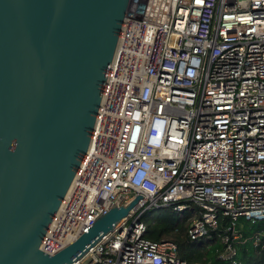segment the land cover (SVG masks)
<instances>
[{"label":"built area","instance_id":"built-area-1","mask_svg":"<svg viewBox=\"0 0 264 264\" xmlns=\"http://www.w3.org/2000/svg\"><path fill=\"white\" fill-rule=\"evenodd\" d=\"M138 195L71 264H190L174 241L146 238L149 214L164 209L186 217L198 247L223 218L264 220V0H130L87 150L41 250ZM220 242L234 264L229 237Z\"/></svg>","mask_w":264,"mask_h":264},{"label":"water","instance_id":"water-1","mask_svg":"<svg viewBox=\"0 0 264 264\" xmlns=\"http://www.w3.org/2000/svg\"><path fill=\"white\" fill-rule=\"evenodd\" d=\"M130 0H0V264H71L142 198L41 250L84 156Z\"/></svg>","mask_w":264,"mask_h":264},{"label":"trees","instance_id":"trees-1","mask_svg":"<svg viewBox=\"0 0 264 264\" xmlns=\"http://www.w3.org/2000/svg\"><path fill=\"white\" fill-rule=\"evenodd\" d=\"M176 219L177 216L172 210L158 211V215L151 221L146 238L152 241H174L179 256L190 264H233L231 259H224L222 256L225 248L220 242V237L226 235L235 249V255L232 257L234 264H264V224L239 219L231 227L228 218H223L212 235L211 244L196 248L197 245L189 242L186 235V217L181 223H176ZM234 236H237V239L233 240ZM254 236L258 237V244L255 246Z\"/></svg>","mask_w":264,"mask_h":264},{"label":"rangeland","instance_id":"rangeland-1","mask_svg":"<svg viewBox=\"0 0 264 264\" xmlns=\"http://www.w3.org/2000/svg\"><path fill=\"white\" fill-rule=\"evenodd\" d=\"M158 215V212L156 211V212H152V213H150L149 214V222H151L152 221V219H154L156 216ZM188 221V220H187ZM255 223H257V222H255ZM258 224H264V221H260V222H258ZM254 238H255V236H254ZM254 243V242H253ZM205 246H208V244L206 243V245ZM255 246V245H254ZM196 248H198V246L196 247Z\"/></svg>","mask_w":264,"mask_h":264}]
</instances>
